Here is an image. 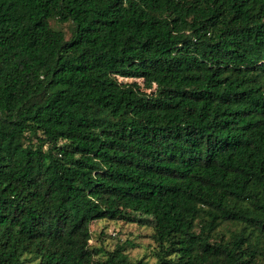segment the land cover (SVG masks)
<instances>
[{
  "label": "trees",
  "instance_id": "1",
  "mask_svg": "<svg viewBox=\"0 0 264 264\" xmlns=\"http://www.w3.org/2000/svg\"><path fill=\"white\" fill-rule=\"evenodd\" d=\"M0 264H264V0H0Z\"/></svg>",
  "mask_w": 264,
  "mask_h": 264
},
{
  "label": "rangeland",
  "instance_id": "2",
  "mask_svg": "<svg viewBox=\"0 0 264 264\" xmlns=\"http://www.w3.org/2000/svg\"><path fill=\"white\" fill-rule=\"evenodd\" d=\"M91 231L93 236L91 242L94 245L103 244L106 248L113 249L118 244L126 242V252L132 258L146 257L152 261L150 256L152 242L149 239L150 230L147 228L114 222H96L92 225Z\"/></svg>",
  "mask_w": 264,
  "mask_h": 264
}]
</instances>
